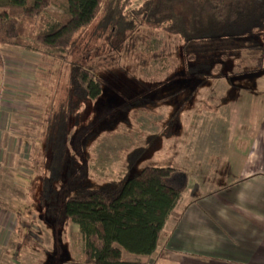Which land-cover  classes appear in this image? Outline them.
<instances>
[{
    "label": "rangeland",
    "instance_id": "374dc122",
    "mask_svg": "<svg viewBox=\"0 0 264 264\" xmlns=\"http://www.w3.org/2000/svg\"><path fill=\"white\" fill-rule=\"evenodd\" d=\"M50 11L58 12L54 7ZM94 33L93 25L71 59L82 56L84 63L96 61L101 54L115 56L119 72L107 77L110 86L98 100L85 103L71 119L64 158H75L85 169L86 181L95 186L130 178L145 168L183 173L194 185L197 173L190 172L215 167L217 158L210 156L218 154L220 145L210 127L194 133L189 130L191 123L208 121L211 113L202 109L216 105L218 94L228 89L224 76L238 75L241 70L233 60L209 61L211 66L204 72L211 76L190 101L182 104L198 83L187 80L184 91L168 102L165 97L182 87L187 67L198 64L199 57H186L181 62L179 42L148 26L133 34L123 32L110 43L95 39ZM0 51V264L80 261L82 241L76 226L70 225L65 233L53 230L35 210L40 178L47 173L50 158L44 151L46 120L66 97L58 51L11 46ZM245 65L250 68L255 64L246 60ZM181 104L175 118L173 113ZM64 174L61 170L62 178ZM30 222L31 228L24 231L30 238L21 241L18 227ZM124 255L127 261L132 260L131 255Z\"/></svg>",
    "mask_w": 264,
    "mask_h": 264
},
{
    "label": "trees",
    "instance_id": "16d2710c",
    "mask_svg": "<svg viewBox=\"0 0 264 264\" xmlns=\"http://www.w3.org/2000/svg\"><path fill=\"white\" fill-rule=\"evenodd\" d=\"M93 25L94 38L107 43L123 32L133 34L148 26L179 42L181 62L199 57L198 64L187 67L182 87L165 97L168 102L176 99L187 80L198 83L184 104L211 76L204 72L209 61L233 60L242 71L238 76L264 72V0H0V50L11 46L58 51L66 79V97L45 124L44 151L50 158L47 173L40 178L35 210L53 230L65 233L70 225L76 226L82 264H145L127 261L124 254L149 257L155 252L181 199L185 178L172 170L145 168L130 178L95 186L86 181L85 169L75 158H64L71 119L85 103L98 100L110 86L107 77L119 72L115 56L98 54L96 61L84 63L82 56L71 59ZM246 60L255 65L246 68ZM2 69L0 51V84ZM182 104L173 113L175 118ZM31 226L32 222L18 227L21 241L29 240L24 231Z\"/></svg>",
    "mask_w": 264,
    "mask_h": 264
},
{
    "label": "crops",
    "instance_id": "0c3cea01",
    "mask_svg": "<svg viewBox=\"0 0 264 264\" xmlns=\"http://www.w3.org/2000/svg\"><path fill=\"white\" fill-rule=\"evenodd\" d=\"M249 75L225 78L228 89L218 94L216 105L202 109L211 113L208 121L191 123L194 133L207 126L214 132L220 148L210 158L217 164L191 171L197 173L194 185L182 173L181 199L155 252L131 255V261L264 264V75Z\"/></svg>",
    "mask_w": 264,
    "mask_h": 264
}]
</instances>
